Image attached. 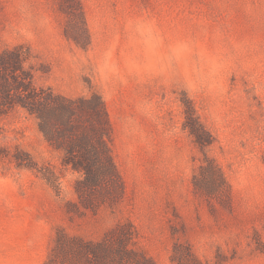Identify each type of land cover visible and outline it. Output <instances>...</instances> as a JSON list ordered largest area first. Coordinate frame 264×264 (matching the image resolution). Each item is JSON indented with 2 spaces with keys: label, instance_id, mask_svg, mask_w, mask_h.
Segmentation results:
<instances>
[{
  "label": "rangeland",
  "instance_id": "374dc122",
  "mask_svg": "<svg viewBox=\"0 0 264 264\" xmlns=\"http://www.w3.org/2000/svg\"><path fill=\"white\" fill-rule=\"evenodd\" d=\"M79 2L77 43L59 0H0V50L28 47L39 86L100 94L124 194L72 207L76 173L58 191L16 165L24 150L59 166L36 119L0 116V264H44L58 228L98 239L127 220L155 264H264V0ZM191 117L212 136L203 150L229 184L221 195L194 189Z\"/></svg>",
  "mask_w": 264,
  "mask_h": 264
},
{
  "label": "trees",
  "instance_id": "16d2710c",
  "mask_svg": "<svg viewBox=\"0 0 264 264\" xmlns=\"http://www.w3.org/2000/svg\"><path fill=\"white\" fill-rule=\"evenodd\" d=\"M59 3L72 17L67 35L82 42L86 30L79 0ZM35 72L28 47L18 44L0 50V116L17 110L33 116L50 149L58 154L59 166L39 165L24 150L14 155L16 165L40 172L58 191L63 172L76 173L72 207L96 211L104 204H116L123 197L124 186L112 155L111 125L100 94L70 97L56 93L37 85ZM186 124L203 153L192 176L194 189L208 197L221 195L229 190V184L215 160L203 150L212 136L196 117ZM136 238L130 220L117 223L98 239H85L58 228L44 264H155ZM177 249L178 245L175 253Z\"/></svg>",
  "mask_w": 264,
  "mask_h": 264
}]
</instances>
